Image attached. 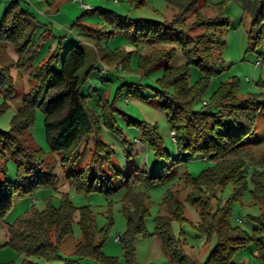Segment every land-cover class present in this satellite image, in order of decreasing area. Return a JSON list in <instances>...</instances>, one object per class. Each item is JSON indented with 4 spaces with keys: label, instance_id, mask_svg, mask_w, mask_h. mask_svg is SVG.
Instances as JSON below:
<instances>
[{
    "label": "trees",
    "instance_id": "trees-1",
    "mask_svg": "<svg viewBox=\"0 0 264 264\" xmlns=\"http://www.w3.org/2000/svg\"><path fill=\"white\" fill-rule=\"evenodd\" d=\"M134 1L138 5L144 2ZM166 1L176 7L177 12L171 20L133 18L103 9L102 26L80 21L72 25L76 34L93 46L97 61L102 66L107 65V70L119 69V65L122 69L129 68L133 60V50L121 46L110 48L108 41L117 33L124 34L135 45L143 40L172 44V48H155L152 53L139 56L138 65L146 71L161 60L173 59L177 46L181 47L185 62L165 66L164 75L158 80L160 87L156 88L171 130L175 131L179 158L168 161L160 170L139 171L120 169L115 164L114 149L102 137L103 123L127 141L111 117L115 107L106 100L101 107L102 114L96 115L89 106L88 95L82 91L97 63L89 64L86 50L76 43L66 50L60 67H56L60 45L50 47L48 56L37 61L49 32L44 31L39 38L35 37L40 24L36 15L22 7L18 0L6 6L0 19V87L4 89L5 97L9 98L14 93L11 68L15 66L5 61L8 44L14 46L19 56L16 67H33L31 90L18 107L10 129H0V174L6 175V157L16 162L18 170L15 182L0 180V220L7 225L5 243L20 253L47 259L59 256V248L71 233L78 212L83 238L74 253L78 258L102 257L104 238H97L94 212L89 205H75L69 197V190L63 192L58 189L55 160L50 153H44L30 133L36 110L40 107L45 115L50 149L60 153L61 166L70 168L65 174L70 188L83 193L99 189L113 195L121 186H126L122 201L127 224L124 234L119 235V241L123 243L128 261L134 260L136 236L146 233L145 221L150 210L147 189L164 182L172 165L179 163L184 156H191L207 157L212 164L198 176L183 172L178 184L167 190L163 209L156 217L155 233L161 238L170 261L175 264H246L234 262V255L238 249L253 244L264 262V153L257 158L253 148L243 144V140L256 131L258 115L264 112V95L251 93L246 97L239 96L237 81L231 79L222 83L201 109L194 108L195 102L208 88L210 77L223 70V29L230 20L224 13V6L230 0H206L218 6L219 12L213 17L198 14L195 25L203 30L197 34H190L181 20L194 11L200 0ZM236 1H241L251 17L250 38L260 41L263 38L260 26L264 22V0ZM95 9H86L85 13ZM192 66L199 67L204 73L195 83L190 82ZM140 126L142 136L152 145L156 156H164L166 147L157 129ZM89 137H92V147L89 148L87 165L73 169L84 158L79 148L83 143L88 147ZM127 150L130 153L131 147L128 146ZM105 162L114 165V173H109L112 172L111 167L105 169ZM229 182L233 186L232 196L226 201L219 200L218 189ZM249 184L252 185L250 192L253 198L262 203L261 213L254 217L257 225L252 234L231 221V203L242 196ZM42 186H51L61 192L60 206L49 204L42 210L32 209L17 222H7L6 214L13 208L14 197L32 195ZM185 188H189V192L183 200L180 191ZM186 202L197 208L200 230L208 235V240H215L204 261L188 255L183 242L172 230L173 220L188 219L185 216ZM73 261L66 264H74Z\"/></svg>",
    "mask_w": 264,
    "mask_h": 264
},
{
    "label": "rangeland",
    "instance_id": "rangeland-1",
    "mask_svg": "<svg viewBox=\"0 0 264 264\" xmlns=\"http://www.w3.org/2000/svg\"><path fill=\"white\" fill-rule=\"evenodd\" d=\"M18 1L22 7L34 13L40 21L35 37L39 38V35L44 31L52 32L53 37L47 36L43 41L44 44L37 56V61H41L43 57L48 56L50 46L57 48L60 45L59 58L56 62V67H60L66 50L76 43L86 50L89 64L93 61L97 63L95 70L92 71L87 81L83 84L82 91L88 95L89 106L96 115L102 114L101 107L106 100H109L115 107L111 117L127 141H123L115 131H112L103 123L102 137L114 149L115 164L120 169L127 171L160 170L168 161L179 158L167 113L160 105V100L156 95V88L160 87L158 80L164 75L165 66L185 62L186 59L181 47L177 46V53L173 59L170 61L167 59L161 60L157 66L146 71L138 65L139 56L152 53L155 48L168 49L172 44L143 40L135 45L130 43L124 34L117 33L116 37L108 41L110 48L115 49L121 46L127 50H133V60L129 68L122 69L121 67V69L105 71L101 70L103 64L97 61L93 46L82 40L76 34V29L72 28L73 23L76 21L98 27L102 26L101 22L104 21L102 17L103 9L112 10L118 14L128 15L133 18H147L157 21L171 20L177 12L175 6L166 0H144L143 4L140 5L134 0H81L78 3L71 0H55L54 6L50 5L54 0ZM9 3L10 0L8 2L0 0V19ZM81 3L90 4L96 9L85 13L86 9L81 6ZM53 7L54 10H51ZM57 7L62 9L56 12L55 9ZM218 12V6L206 0H200L194 11L187 14L181 20V23L190 34H197L203 30L200 26L195 25L197 15L202 14L207 17H213ZM224 13L230 19L229 24L223 29L225 39L222 49L224 67L220 73L210 77L208 88L194 104L195 109H201L203 104H205L204 100L208 103L219 86L231 79L237 81V94L239 96L246 97L251 93L264 95V22L260 26L263 38L256 42L255 39L250 38L251 17L245 12L241 1H227L224 6ZM58 37L59 39L61 38L60 41ZM7 52L8 57L5 58V61L12 62L15 66L11 68V82L14 87V93L7 98L4 95V89L0 87V129L3 130L10 129L18 107L33 86V80L31 79L33 67H16L19 56L13 45L8 44ZM83 72L84 70L80 74L82 75ZM202 76H204V73L199 67H191V83H195ZM91 87L93 90H90ZM101 117L104 118L102 115ZM140 124L157 129L166 147L164 156H156L152 145L142 136ZM30 133L44 153H50L52 160H55L54 171L58 175V189L63 192L69 190L70 187L66 181L65 174L70 168L61 166L59 164L60 153L53 152L50 149L45 128V115L40 107L36 110V117L30 128ZM85 144L83 143L79 148L84 158L79 163L80 165H76L73 169L87 165L90 158L89 148L92 147V137H89L88 147H85ZM243 144L252 147L257 158L263 155L264 112L258 115L255 133L245 138ZM128 146L131 147L130 153L127 150ZM5 160L6 175L0 174V180L6 179L15 182L18 174L17 164L11 157H6ZM211 164V162L200 157L184 156L179 163L172 165L168 179L147 189L150 195V210L145 221L146 233H140L136 236L135 256L132 262L128 261L125 256L122 241L116 240L118 235L124 234L127 224L122 201L126 186H121L117 193L113 195H107L99 189L90 193L79 192L76 188L69 190V197L75 205H89L94 212L98 229L97 238H104L101 258H78L74 253L76 245L83 238L82 230L78 223L79 213L77 212L73 221L72 231L65 237L59 248V256L50 259L41 256H28L20 253L10 244H6L7 236L5 232L7 225L0 220V264H66L69 260H74V264H175L170 261L164 252L162 240L155 233L156 217L163 209L164 195L169 188H173L178 184L180 175L183 172L187 171L193 176H198ZM48 166H51V164ZM104 167L106 170L109 167H111L110 171L114 170V165L108 162H105ZM114 172L109 173L112 174ZM250 188H252L251 184H249V188L242 196L233 199L231 203V221L234 225H238L252 234L257 225L254 217L261 213L262 203L253 198ZM180 192L184 200L189 188H185ZM232 194L233 186L231 182L224 187H220L217 191L219 200L226 201ZM61 197V192L51 186H42L34 194L23 198L15 196L13 208L6 214V221L17 222L30 210H42L49 204L59 207ZM185 216L188 218L187 220L172 221L173 233L181 239L188 255L204 261L215 240H212L213 238L211 239L212 241L208 240V235L200 230L198 226L199 213L197 208L191 203H185ZM233 261L246 264H264L253 244L238 249Z\"/></svg>",
    "mask_w": 264,
    "mask_h": 264
},
{
    "label": "built area",
    "instance_id": "built-area-1",
    "mask_svg": "<svg viewBox=\"0 0 264 264\" xmlns=\"http://www.w3.org/2000/svg\"><path fill=\"white\" fill-rule=\"evenodd\" d=\"M72 1L75 2V3H78L81 0H72ZM81 6L84 7L85 9H93V8H95L94 6H92L90 4H87V3H81ZM118 68L120 69L121 65H119ZM107 69H109V67L104 65L103 66V70H107ZM127 100H128V98H127ZM204 103H206V100H204ZM171 134H172L173 138L175 139V131L174 130L171 131ZM202 159L208 161L207 157H204ZM116 240H119V235L116 237Z\"/></svg>",
    "mask_w": 264,
    "mask_h": 264
},
{
    "label": "crops",
    "instance_id": "crops-1",
    "mask_svg": "<svg viewBox=\"0 0 264 264\" xmlns=\"http://www.w3.org/2000/svg\"><path fill=\"white\" fill-rule=\"evenodd\" d=\"M4 1L8 2V0H4ZM11 1H13V0H10V2H11ZM65 1H69V0H65ZM71 1H72V0H71ZM72 2H73V1H72ZM55 3H56V1L54 0V2H53V3L51 2L50 5L54 6ZM52 9L54 10V7L51 8V10H52ZM61 9H62V8H61ZM61 9H60L59 7H57V8L55 9V11L57 12L58 10H61ZM49 12H50V10H49ZM49 12H48V13H49ZM68 14H69V13H68ZM51 33H52V32H51ZM51 33H49V35H48L49 37H53ZM66 38H68V36H66ZM58 39H59V37H58ZM60 40H61V38L59 39V41H60ZM50 47H51V46H50ZM70 189L72 190V188H69V190H70ZM71 190H70V191H71Z\"/></svg>",
    "mask_w": 264,
    "mask_h": 264
}]
</instances>
